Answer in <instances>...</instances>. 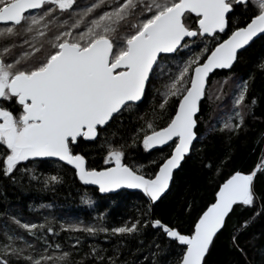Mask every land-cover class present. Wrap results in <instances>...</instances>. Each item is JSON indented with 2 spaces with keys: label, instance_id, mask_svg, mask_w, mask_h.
<instances>
[{
  "label": "snow or ice",
  "instance_id": "obj_1",
  "mask_svg": "<svg viewBox=\"0 0 264 264\" xmlns=\"http://www.w3.org/2000/svg\"><path fill=\"white\" fill-rule=\"evenodd\" d=\"M261 37L264 0H0V177L16 186L35 181L53 188L64 177L60 171L45 176L39 165L54 159L61 171L67 166L100 194L134 189L148 202L140 217L120 226H105L103 215L95 224L61 225L62 231L118 240L111 255L89 246L78 260L73 259L78 251L49 242L45 233L58 234L52 226L5 211L42 247L6 222L0 264H129L121 260L122 247L135 240L137 251L144 248L142 236L149 227L155 232L147 244L153 257H145L148 264H209L215 241L237 206L253 210L231 236L232 247L246 258L239 237L264 216V194L256 190L264 162L218 183L188 231L152 218L151 208L198 141L202 101L219 102L221 115L208 131L228 133L229 139L244 129L248 115L254 116L257 100L249 96L254 75L229 74L215 87L209 79L216 70L231 72L242 50ZM256 67L264 73V60ZM153 89L157 100L150 113L140 115ZM134 113L142 123L126 137L123 118ZM94 146L105 153L99 168L89 166L85 151ZM139 146L159 151V159L151 166L126 163V150ZM84 202L95 204L91 197ZM191 209L186 205V211ZM81 244L77 237L72 247Z\"/></svg>",
  "mask_w": 264,
  "mask_h": 264
},
{
  "label": "trees",
  "instance_id": "obj_2",
  "mask_svg": "<svg viewBox=\"0 0 264 264\" xmlns=\"http://www.w3.org/2000/svg\"><path fill=\"white\" fill-rule=\"evenodd\" d=\"M264 60V37L257 38L242 50L240 60L229 70H216L210 76L209 83L214 85L215 81H221L229 74L237 78L247 79L254 75L250 97H255L257 104L254 106V116L248 115L245 119L244 129L238 135H232L229 139L228 133L219 131L209 132L216 117L221 115L218 103L205 99L202 101L200 113L202 123L198 129V141L194 142L192 152L180 169L174 173V180L169 190L160 201L152 205V218L175 225L181 231H188L192 221L197 218L202 209L212 201L216 185L234 171L248 173L256 168L257 164L264 162V73L257 70V64ZM157 87L160 85L157 84ZM231 83L224 91L230 93ZM157 100L153 89L148 97L140 105L139 114L151 112L153 102ZM228 104V100L224 101ZM141 121L137 120V114L123 118V130L127 137L134 129L139 127ZM116 127H119L117 125ZM88 164L92 167H102L104 151L98 146L86 149ZM126 163L150 165V162L159 159L160 153L153 150L145 152L142 146L128 148ZM165 152L170 151L167 147ZM61 162L46 160L39 165V172L43 175L60 174L65 182L53 188H43L33 181L29 184L24 181L23 186L12 185L8 180L0 177V237L4 224L7 222L10 229H14L25 236L26 239L35 243L37 248L42 247L39 241L29 237L23 229L8 220L5 211L18 215L25 222L47 223L55 229L56 235L45 233L49 242L62 245L63 250L71 251L73 259L78 260L84 253L89 251V246L107 249V255L118 243L117 238H106L105 234L89 237L85 233L66 232L61 230V225L83 221L86 224H95L97 219L103 215L102 223L105 226H120L122 223L141 215V211L148 207L145 197L136 191L121 190L119 194L100 195L97 189L83 186L73 175L67 166L60 170ZM211 165V167H209ZM219 172V175L217 174ZM256 190L264 194V174L258 173ZM91 197L95 204L88 205L85 198ZM192 205L191 212L186 211V205ZM47 205L48 207H41ZM253 215V210L237 206L230 215L228 226L223 230L215 241L209 264H264L261 250H264V216L257 217L239 237L240 246L247 253V257L232 247L231 236L236 227ZM47 217V221H45ZM155 230H145L142 239L145 247L137 251V242L130 240L126 247H122L121 260H127L129 264H148L153 259L147 247L154 237ZM82 241L77 248L76 238ZM148 257V261L145 260Z\"/></svg>",
  "mask_w": 264,
  "mask_h": 264
},
{
  "label": "water",
  "instance_id": "obj_3",
  "mask_svg": "<svg viewBox=\"0 0 264 264\" xmlns=\"http://www.w3.org/2000/svg\"><path fill=\"white\" fill-rule=\"evenodd\" d=\"M257 39V38H256ZM255 40V39H254ZM212 74H210L211 76ZM51 160H54V159H51ZM79 181V180H78ZM81 183V182H80ZM82 184V183H81ZM83 185V184H82ZM85 187H92V188H95L96 189V186H93V185H83ZM123 190H127V191H136V192H140L139 190H134V189H123ZM98 191V190H97ZM121 191V190H120ZM99 193V192H98ZM141 193V192H140ZM100 194V193H99ZM108 194H114V193H108ZM142 194V193H141ZM100 195H106V194H100ZM143 195V194H142ZM165 195V194H164ZM145 199L147 200V198L145 197Z\"/></svg>",
  "mask_w": 264,
  "mask_h": 264
}]
</instances>
